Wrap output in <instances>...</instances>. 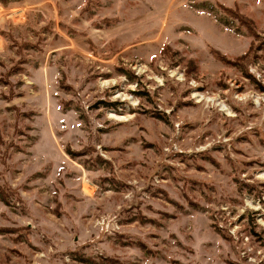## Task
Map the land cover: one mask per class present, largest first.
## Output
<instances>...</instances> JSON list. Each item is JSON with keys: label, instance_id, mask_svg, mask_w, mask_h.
I'll return each mask as SVG.
<instances>
[{"label": "rangeland", "instance_id": "obj_1", "mask_svg": "<svg viewBox=\"0 0 264 264\" xmlns=\"http://www.w3.org/2000/svg\"><path fill=\"white\" fill-rule=\"evenodd\" d=\"M0 264H264V0H0Z\"/></svg>", "mask_w": 264, "mask_h": 264}, {"label": "bare ground", "instance_id": "obj_2", "mask_svg": "<svg viewBox=\"0 0 264 264\" xmlns=\"http://www.w3.org/2000/svg\"><path fill=\"white\" fill-rule=\"evenodd\" d=\"M109 117H110V118H115V119L117 120V118H116V117H114L113 115H109Z\"/></svg>", "mask_w": 264, "mask_h": 264}]
</instances>
